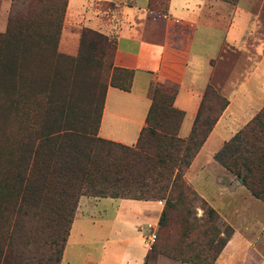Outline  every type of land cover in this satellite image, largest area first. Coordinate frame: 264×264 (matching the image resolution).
<instances>
[{
	"label": "trees",
	"instance_id": "1",
	"mask_svg": "<svg viewBox=\"0 0 264 264\" xmlns=\"http://www.w3.org/2000/svg\"><path fill=\"white\" fill-rule=\"evenodd\" d=\"M220 1L231 5L237 2ZM12 3L15 8L0 34V119L15 116L20 110L26 91L24 79L32 69L35 83L44 84L31 88L34 96L44 93L49 104L60 105L54 121L40 133H0V264L39 263L34 256H27L26 250L31 230L35 231L33 226L41 215H47L46 221L52 224V264H60L80 197L163 201L149 251L157 249L160 255L177 263L213 264L232 230L221 223L223 231L210 237L208 232L215 229L218 215L185 182L183 174L226 107V99L206 86L188 135L180 139L177 131L183 113L172 107L175 90L157 84L151 91L145 125L134 145L97 138L107 86L96 107L91 103L79 107L72 102L75 87L49 84L48 60L66 58L56 52V45L67 0ZM17 3L23 12L16 10ZM102 4L104 10L97 8ZM149 5L147 0L146 8ZM166 6L167 1L162 13ZM92 8L103 13L99 15L101 22H107L117 7L113 2L97 1ZM86 35L91 37L87 43L92 49L110 52L107 85L128 91L132 71L112 66V42L82 27L81 36ZM75 58L87 61L82 53ZM75 72L79 73V69ZM76 77L71 81L75 82ZM75 111L80 115L71 119ZM16 130L21 131L18 127ZM213 158L264 204V105ZM197 209L200 216L196 215Z\"/></svg>",
	"mask_w": 264,
	"mask_h": 264
},
{
	"label": "crops",
	"instance_id": "2",
	"mask_svg": "<svg viewBox=\"0 0 264 264\" xmlns=\"http://www.w3.org/2000/svg\"><path fill=\"white\" fill-rule=\"evenodd\" d=\"M97 1L116 5L109 21L101 22L93 11ZM122 1L71 0L69 7L67 0L64 13L63 23L68 18L70 27L80 23L105 35L114 45L112 66L132 71L128 91L107 86L96 137L134 145L145 125L151 91L158 84L175 90L172 107L183 113L177 137L185 139L205 87H212L227 105L183 179L232 230L213 264H264L255 247L264 229L252 209L256 199L249 193L234 199L241 183L213 158L264 105V0H237L234 5L219 0H167L164 13L147 9V0H130L131 6ZM222 192L229 198L226 202L219 199ZM99 199L110 198H79L60 264L76 222L79 228L85 222L96 225L108 235L98 261L84 258L83 264H105L113 251L119 254L116 264H145L146 237L153 235L162 203L110 199L115 202L110 220L100 215L101 220L93 221ZM154 264L183 263L158 256Z\"/></svg>",
	"mask_w": 264,
	"mask_h": 264
},
{
	"label": "rangeland",
	"instance_id": "3",
	"mask_svg": "<svg viewBox=\"0 0 264 264\" xmlns=\"http://www.w3.org/2000/svg\"><path fill=\"white\" fill-rule=\"evenodd\" d=\"M70 1L71 0H69V7L71 5ZM166 1L167 0H149V10L156 13H162ZM80 2L84 4L85 0H80ZM121 3L131 6L132 1L124 0ZM14 8L15 6L13 7L12 0H0V34L5 31L7 19ZM97 8L104 10L105 6L102 4ZM17 9L20 12H23V8L18 3L16 10ZM93 11L97 15H103V13L99 12L97 9ZM108 14L110 13L107 12V15ZM112 14L113 12L109 16ZM104 17H106V15H104L103 18ZM62 26L63 31L60 32L56 45V52L62 54L66 58L64 60H59L53 57L48 60L50 62L47 66L48 74L50 75L49 84H53L57 88L64 85L69 86L68 89L75 87V89H73L74 100H72L74 104L82 107L91 103V105L96 107L99 103L103 88L108 86L109 71L107 69V63L110 52L108 49H105L102 53L97 47L92 49V47L88 45L87 42L90 41L89 38L91 37L88 35L84 37L81 36L83 24L79 23L77 26L70 27L69 19L67 18L64 23L62 22ZM79 53L84 54L87 59L86 62L81 61V59L76 60L75 57H77ZM77 68L79 69V73H73ZM30 72L31 75L28 73L24 79V87L26 91L21 100V108L15 116L0 119V133H5L6 135H9V133H40L42 128H45L50 121H54L55 111L59 109L60 103L53 102L49 104L47 102V96L44 93L39 97L34 96V93L32 92H35V90H32L31 88H34L36 85V89L37 87L41 88L44 84L35 83L34 80L36 79L34 78V70H30ZM75 76H77L75 82H72L71 79ZM40 78H43V74ZM218 95L222 98L219 93ZM163 100V98L160 99V101ZM210 102L212 103V106H216L214 101L211 100ZM79 115L80 113L75 111V113L70 114V118L72 119ZM17 127L20 128L21 131L17 132ZM48 130L52 129L48 128L47 131ZM241 187L242 188L236 190L232 196L237 201L241 199L242 195H248L245 188L243 186ZM86 198L97 199L91 197ZM219 199L222 202H226L229 198L226 196L225 192H222ZM98 201L99 202L95 204L96 208L94 209L91 219L93 221H99L101 220L99 216L102 215L104 216L102 220H110L115 211L114 200L99 199ZM252 201H255L254 203H256L254 205L255 208H252L253 212L259 216V221L264 224V204L257 200ZM160 202L163 205V201ZM200 214L201 211L197 209L196 215L200 216ZM47 218V215H41L40 221L37 224H34L33 230L35 231L32 232L31 230V240L26 250L29 251L26 255H31V257L34 256V258L38 260V264H52V258L54 257V248L53 246H50V235L53 233L52 224H48L46 221ZM85 223V226L82 228H79L78 222L74 223L68 243L66 244L63 264H83L82 261L84 258H89L94 263L98 261L99 250L104 245V240L108 237L107 230L98 229L96 225H90L88 222ZM221 223H223L222 219L218 216V221L214 225L215 229H210L208 232L210 237H212V235L216 237L218 233L223 231ZM147 238L148 237H146V241ZM150 246L148 247V257L145 264H154L155 259L158 256H162L158 253L157 249L149 251ZM255 247L260 250L264 256V229L261 232V238L257 241ZM118 255L119 254L115 251H113L111 255L108 253L107 262L105 264H116Z\"/></svg>",
	"mask_w": 264,
	"mask_h": 264
},
{
	"label": "built area",
	"instance_id": "4",
	"mask_svg": "<svg viewBox=\"0 0 264 264\" xmlns=\"http://www.w3.org/2000/svg\"><path fill=\"white\" fill-rule=\"evenodd\" d=\"M153 239H154V236H153V235H150V236L147 238V241H146V243H145V245H146L147 248L152 244Z\"/></svg>",
	"mask_w": 264,
	"mask_h": 264
},
{
	"label": "water",
	"instance_id": "5",
	"mask_svg": "<svg viewBox=\"0 0 264 264\" xmlns=\"http://www.w3.org/2000/svg\"><path fill=\"white\" fill-rule=\"evenodd\" d=\"M240 182V181H239Z\"/></svg>",
	"mask_w": 264,
	"mask_h": 264
}]
</instances>
